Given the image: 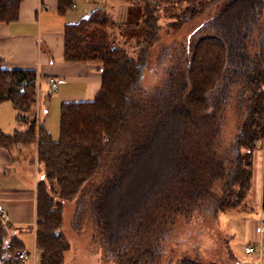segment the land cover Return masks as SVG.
Masks as SVG:
<instances>
[{"label":"trees","instance_id":"1","mask_svg":"<svg viewBox=\"0 0 264 264\" xmlns=\"http://www.w3.org/2000/svg\"><path fill=\"white\" fill-rule=\"evenodd\" d=\"M22 1L0 0V22L17 20ZM186 1L179 15L185 21L205 11L210 3ZM58 3L59 11L64 12L73 0ZM262 5L263 0L224 3L189 34L184 74L178 81L172 74L149 91L144 89L142 77L149 48L159 39L160 7L154 0H144L140 20L134 24L142 30L136 56L116 43L112 29L122 24L104 7L66 23L64 60L94 64L101 72V84L93 99L61 103L57 140L40 125L35 112L37 70L5 68L0 57V104L11 102L17 120L28 124L11 133L0 129V147L12 151L35 144L36 159L43 164L36 184L37 264L65 262L71 244L61 230L63 201L73 199L98 175L106 160L105 184L96 189L90 203L105 233L108 252L119 258L129 246L140 244L141 254L152 260L160 250L157 242L165 232L166 218L161 219L169 217L167 214L171 218L178 213L188 216L197 207L204 214L231 210L246 196L251 188L253 151L264 145ZM231 101L238 117L236 133L228 147L218 151L213 142L219 138L224 111ZM152 144L163 149L165 166L148 198L119 228L107 222L103 227L100 199L106 189L132 175L138 160L149 165ZM108 155L112 157L107 159ZM216 180L220 182L218 195L212 190ZM82 206L79 200L77 214ZM165 210L169 212H160ZM11 227L0 220V264L21 262L15 252L24 245ZM156 230L160 231L159 235L153 233L157 244L148 250L142 239ZM174 264L204 263L185 257Z\"/></svg>","mask_w":264,"mask_h":264},{"label":"rangeland","instance_id":"2","mask_svg":"<svg viewBox=\"0 0 264 264\" xmlns=\"http://www.w3.org/2000/svg\"><path fill=\"white\" fill-rule=\"evenodd\" d=\"M129 1L132 5L128 9V16L124 21H117L122 25L112 29V34L118 45L125 46L131 55L136 56L140 49L138 42L142 37V30L135 28L134 24L140 20L144 0ZM228 1L230 0H210L205 11L185 21L179 15L187 6L186 0H154V3L160 7V28L158 29L159 39L149 48L148 61L143 72L142 85L146 91L160 86L172 74L178 81L180 75H183L187 68L186 54L189 52V34ZM261 10L260 24L264 33V0ZM41 83L42 85L45 83L43 78ZM64 86L61 85L60 90ZM60 90L51 93L54 95V99L51 111H47L48 113L44 117L45 121L42 120L43 117L40 118V122L43 123L54 140L58 139L60 131L61 102L58 98ZM37 99L39 100V98ZM6 116L13 119L11 127L14 128L12 131L25 129L28 125L17 120V111L9 101L0 106V120L2 121ZM237 120L236 110L231 101L224 111L219 138L213 142V146L218 148V151L228 147L236 133ZM18 152L23 157H21V161H26L32 175L39 179L43 173V164L36 159L35 144L20 148ZM150 154L151 161L148 166L138 160L134 172L128 179L106 189L100 199L104 206L101 215L103 227L107 222L110 225L114 223L119 228L139 204L148 198L149 191L152 190L165 166L163 149L152 144ZM111 157L112 155H108L107 159ZM108 167L109 160H106L98 175L87 182L73 199L63 201L61 230L71 244L70 249L66 252L64 264H174L185 257L198 258L204 264H237L235 259L239 254L243 255V245L247 241L245 221L253 218V213L256 212L250 190L231 210L204 214L202 213L203 209L197 207L188 216L178 213L174 214L172 218L170 214H167L169 217H162L161 220L166 218L165 228H163L165 232L157 242L160 253L157 252L152 260H147L148 254H141L142 246L140 244L129 246L121 256L122 258L117 257L116 253L108 252L105 233L103 234L102 228L98 225L96 213L90 203L96 189L105 184V177L102 175L108 170ZM219 183L218 180L214 181L212 190L215 194L218 193L217 185ZM79 200L83 203L81 214L76 212ZM157 230L142 239V243L150 248L148 250H152L154 243L157 244L156 241L154 242L153 235V233L159 235L160 231ZM136 256L140 258L138 261L133 259ZM36 257L37 255L34 259L35 263L38 261V257ZM27 264H31V262H27Z\"/></svg>","mask_w":264,"mask_h":264},{"label":"crops","instance_id":"3","mask_svg":"<svg viewBox=\"0 0 264 264\" xmlns=\"http://www.w3.org/2000/svg\"><path fill=\"white\" fill-rule=\"evenodd\" d=\"M58 4V0H23L17 20L0 22V57L3 66L9 69L35 68L38 72L37 82L41 93L35 112L42 127L44 125L40 118L43 117L45 121L44 117L47 111H51L54 99V95H48L46 91L49 76L62 79L58 91L61 85H65L58 93L61 103L93 99L101 84V72L94 64L64 60L65 24L78 21L86 16L83 14L88 15L96 7H104L114 20L121 22L128 16V9L132 5L129 0H73L71 7L60 12ZM42 78L44 85L41 83ZM3 120H0V129L7 133L13 132V119L6 116ZM16 151L19 149L8 151L0 147V206L5 212V215H0V220L9 222L13 226L10 231L23 242L24 247L35 250L38 257L34 228L38 178L32 175L27 162L21 161L22 155ZM250 194L256 212L253 218L245 221L247 241L243 245V255L239 254L235 262L264 264V230L260 229L264 218V145H258L253 151ZM247 244H253L256 250L247 253ZM34 259L29 258L17 264H37L38 261L35 263Z\"/></svg>","mask_w":264,"mask_h":264},{"label":"built area","instance_id":"4","mask_svg":"<svg viewBox=\"0 0 264 264\" xmlns=\"http://www.w3.org/2000/svg\"><path fill=\"white\" fill-rule=\"evenodd\" d=\"M48 82V88H47V94H51L52 92L56 91L60 85V83L62 82V79L60 77L57 76H49L47 79ZM24 83L21 86V91L24 90L23 88ZM41 92L38 90V96ZM38 101V99H37ZM0 215L3 216L5 215V212L3 210V208L0 206ZM260 229L264 230V218L262 219L261 223H260ZM256 250V247L253 244H247L245 245V251L247 253L253 252ZM15 256L21 260H27L29 258H34L35 257V250H30L27 247H22L19 248L18 250H16L15 252Z\"/></svg>","mask_w":264,"mask_h":264}]
</instances>
